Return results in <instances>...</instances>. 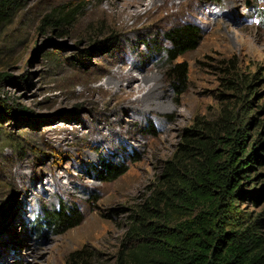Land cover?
I'll return each instance as SVG.
<instances>
[{"label":"rangeland","instance_id":"1","mask_svg":"<svg viewBox=\"0 0 264 264\" xmlns=\"http://www.w3.org/2000/svg\"><path fill=\"white\" fill-rule=\"evenodd\" d=\"M13 3L0 22V99L12 110H0V264H70L74 250L114 264L166 162L187 169L174 157L185 130L231 139L253 117L246 151L259 139L264 157V0ZM59 4L74 8L71 21L45 25ZM184 23L200 41L169 63L163 33ZM175 63L185 66L179 94ZM103 162L125 170L99 181ZM252 166L240 184L263 195L235 198L232 214L258 218L264 237V162ZM61 207L80 222L58 233L47 213Z\"/></svg>","mask_w":264,"mask_h":264},{"label":"trees","instance_id":"2","mask_svg":"<svg viewBox=\"0 0 264 264\" xmlns=\"http://www.w3.org/2000/svg\"><path fill=\"white\" fill-rule=\"evenodd\" d=\"M13 2L0 0V22H7L17 9L12 7ZM74 13L68 4H59L44 15L43 23L62 27ZM163 36L167 42L163 52L169 63L193 50L200 41L199 30L189 23L171 26ZM171 73L179 94L178 84L184 78L185 66L175 63ZM4 78L0 74V80ZM0 110L12 111L2 99ZM247 119L231 139L185 130L174 157L186 161L187 169L166 162L160 175L161 189L155 190L149 196V204L142 205L132 217L114 264H264L259 219L244 224L243 219L232 214L231 201L235 198L256 200L263 195L261 190H243L240 184L250 179L252 163L264 162V157L255 154L259 139L251 143L250 152L246 151L245 130L250 120L254 124L253 117ZM214 142L224 147L222 152L212 147ZM101 166L99 181L114 180L125 170L114 163L103 162ZM47 219L58 233L80 222L78 211L62 207L48 212ZM67 259L70 264H89L83 250L70 252Z\"/></svg>","mask_w":264,"mask_h":264},{"label":"bare ground","instance_id":"3","mask_svg":"<svg viewBox=\"0 0 264 264\" xmlns=\"http://www.w3.org/2000/svg\"><path fill=\"white\" fill-rule=\"evenodd\" d=\"M132 2L131 1H128L127 3H126V5H130ZM124 10V9H123ZM128 73V72H127ZM141 80L142 81H144L145 80V77H144V75L141 77Z\"/></svg>","mask_w":264,"mask_h":264}]
</instances>
